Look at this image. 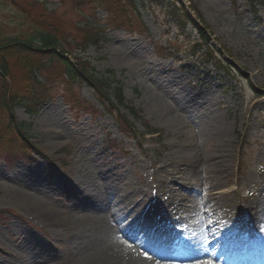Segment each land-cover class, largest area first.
<instances>
[{
  "label": "rangeland",
  "instance_id": "obj_1",
  "mask_svg": "<svg viewBox=\"0 0 264 264\" xmlns=\"http://www.w3.org/2000/svg\"><path fill=\"white\" fill-rule=\"evenodd\" d=\"M16 1L28 4L34 0ZM183 1L195 9L194 22L211 43L233 62V79L193 56L189 42H184L187 38L175 31L160 7L151 8L137 0V10L123 0L119 3L122 10L107 13L100 5L88 4L76 10L73 0H41L49 7L45 15L52 12L56 19L52 23L71 40L65 47L74 55H80L85 30L94 25L103 27L102 39L83 54L98 75L109 78L108 71L115 70L112 87L121 84L125 101L119 105L120 111L136 124L142 140L140 136L125 137L107 114L82 112L79 101L98 104L94 93L83 85L67 86L60 78L37 114L29 115L17 106L13 116L17 123L27 124L25 130L38 151L34 163L16 159L9 165L0 151V264H47L57 259L58 264H92L90 258L100 255L102 245L114 244L107 238L97 241L94 236L99 218L108 223L121 212L122 219L130 221L136 206L144 210L141 202L163 231L171 225L168 214L185 219L184 228L192 241L196 230L206 229L217 220L223 224L229 217L247 221L253 208L264 202V97L259 99L251 86L264 94V8L254 15L250 0ZM122 21L133 26V33L112 26ZM25 28L9 0H0V38L21 36ZM161 46L160 52L166 55L171 51L177 57L162 61L157 55ZM44 75L53 74L48 71ZM113 101L119 102L115 97ZM129 108L137 114L135 119ZM74 162L113 189L135 197L137 205L128 209L110 202L99 206L98 212L88 210L83 190L78 202L68 193L73 184L75 188L83 180L77 174L70 178L68 172ZM185 163L193 167L190 180L188 176L182 180L178 171L172 174L173 168L180 170ZM44 169L50 172L47 177ZM58 172V180L49 178ZM70 179H74L71 184ZM184 184L197 187L182 192L183 204L172 202L169 194ZM216 193L221 196L212 200ZM23 196L44 202L48 211H41L49 214L40 213L36 204L21 202ZM54 211L63 216L51 218ZM74 226L87 237L93 236L95 245L75 243L74 238L83 236L81 231L74 233ZM251 227L250 234L241 229L239 239L252 236L262 240L264 218L255 230ZM186 242L166 249V255L184 253L190 247ZM114 245L113 252L121 256L146 255L126 239ZM41 254L46 259L41 260ZM194 262L165 259L158 264Z\"/></svg>",
  "mask_w": 264,
  "mask_h": 264
},
{
  "label": "trees",
  "instance_id": "obj_2",
  "mask_svg": "<svg viewBox=\"0 0 264 264\" xmlns=\"http://www.w3.org/2000/svg\"><path fill=\"white\" fill-rule=\"evenodd\" d=\"M121 1L123 0H73V6L76 10H81L89 6L88 4L96 5L97 8L100 5L108 13L112 9L122 10L119 4ZM124 1L139 10L137 0ZM9 2L23 19L26 33L21 36L15 34L13 38H0V151L3 158L21 157L26 161L31 159L36 148L30 134L24 132L28 126L26 123H17L13 111L17 106H21L31 115L39 112L51 98L48 92L59 78L67 86L85 85L95 91L105 109L116 118L121 132L132 137L133 125L127 117L118 112L117 106L111 100L115 97L120 105L125 102L119 83L112 87V84L116 83V72L108 71L109 78L98 75L91 60L83 54L87 47L97 44L101 39L99 36L103 27L94 25L92 29L85 30V37L79 49L80 55H74L70 48L65 47V44L69 46L71 40L65 38L62 28L52 23L55 19L52 18V12V17L45 15V10H49V7L44 6L41 0L28 4H21L16 0ZM142 4L151 8L160 7L168 20L175 23L186 37L191 36L188 31L192 28L193 33L197 35L193 43L198 51L194 50L202 53L207 60L221 65L222 60L210 59L214 58L211 51L213 46L210 37L194 22L193 13L196 11L193 7H187L182 0H142ZM261 5H264V0H252L251 8L256 11ZM39 10H42V13H39ZM127 25L122 21L112 26L122 28ZM48 71L53 75L45 76L44 72ZM129 110L137 117L133 109ZM7 116L9 118L5 120Z\"/></svg>",
  "mask_w": 264,
  "mask_h": 264
},
{
  "label": "bare ground",
  "instance_id": "obj_3",
  "mask_svg": "<svg viewBox=\"0 0 264 264\" xmlns=\"http://www.w3.org/2000/svg\"><path fill=\"white\" fill-rule=\"evenodd\" d=\"M73 169H70V173L69 176L70 178H72L73 176H80V179H83L81 181V184L75 188L74 184L72 186V188H69V194L75 196L76 201H77V197H79L82 194V190H83V194L82 196H84L83 200L85 202L86 208H88V210L93 211V213L98 212V208L101 205L104 204H108L110 202H112L115 206L116 205H122L125 206L128 209H131L133 206L137 205L138 201L137 199L134 198H130L129 197V193L123 192L121 190L117 191L111 188L110 184H105L101 181V178H98L97 176H95L92 172L91 175L88 174V172H90L89 170L83 168L82 166L79 167L75 162L72 165ZM176 168L172 169V174L174 175L175 171H178V175L181 174V178L182 180L186 179L188 176V179L190 180L191 178V172L193 170V167L189 168V166L185 163L180 170ZM46 171V177L47 175L50 173L48 172V170L44 169V172ZM187 172H189L187 174ZM60 172L55 173V174H51V176H49V178H54L55 180H58L60 178ZM178 178V176H177ZM74 179H70V183L73 181ZM60 181V180H59ZM68 184V185H69ZM183 184V183H182ZM196 186V184H194ZM191 188L190 185L184 184L181 185L180 189H179V193L177 192V190L175 191L173 189V191H171V193L169 194V196H172V202L174 203H182L185 199V196L182 194V192L184 190H186L187 192H189L192 189H196V187ZM191 192V191H190ZM119 193V194H118ZM27 195V194H26ZM217 196H214L213 198L217 199ZM171 199V198H170ZM21 202H25L27 205L28 203H31L30 205L33 206L34 204H36L39 208L40 213H45V214H49L46 212H42L41 210H45L48 211V207L46 206V204L43 202H39L36 201V199H31L26 198V196H23V199H21ZM78 202V201H77ZM90 207V208H89ZM139 206L135 207V216L134 218H132V221L130 223V226H138V225H143V227L146 230L150 231V234L148 235V239L146 240L147 242L152 241L155 237L153 236L154 233L157 235H162V233L158 232V230H156L157 228H155L154 226V219H152V216L149 215L148 211H145L146 209L144 208V210L142 208H138ZM51 211V209H50ZM85 214V213H83ZM262 216L264 215V213H261ZM55 215H61L63 216L62 213L54 211L50 214L51 218H54ZM114 216L116 218H120L122 217L121 212L120 213H116L114 214ZM170 217L173 220H176L177 218L175 217V215L170 214ZM169 217V218H170ZM99 220L101 222H99L97 231L95 233V237H97V241L100 238H107L108 240H112V242H114V244H119L121 243V239L122 237H124L125 235L128 237H132V235H130V230L126 229L122 226H119L120 224H122V222L119 223L120 220H112L109 225H110V231L108 230V227L106 226L105 222L102 221L103 219H101V217L99 218ZM177 221V220H176ZM116 229V230H114ZM74 233L77 234L78 232L81 231V235L82 237L77 236L76 238H74L75 243H80L83 246H94L95 245V240L93 238V236H89L87 237V234L83 232V230L80 227H75L73 228ZM208 230H209V238L206 237V235L200 231V230H196L195 232V237L193 238L194 241L191 242V247L190 249L187 251V253L183 255H181V259L180 261L182 262H186L187 259H192V260H196V262L194 263H189V264H217L215 263L216 260H219L221 258H223V256H226L225 251H223L222 253L220 252V248H219V244L220 241H216V242H211L208 243L209 239H216V237L218 236V234L221 231L220 227H216L215 225L211 224L208 225ZM94 234V233H93ZM79 235V233H78ZM125 236V238H126ZM146 238V236H143V238L141 239V241L143 242V240ZM84 239H86L87 241H85ZM223 241V243H221V248H226L229 249V247L225 246L229 240H227L226 237H222L221 238ZM112 244V246H103L101 247L99 254L100 255H93L90 258V262L92 264H158V261L165 259L162 258L160 256V254L157 252V250H162L165 249V247L167 246L168 243L166 242H162L159 244L158 249L154 250V251H148L149 252V256H141L138 255L136 253H133L132 256H124V255H119L113 252L115 245ZM147 243L144 244V248H148L147 247ZM233 251L235 253V255L239 254L236 258H232L231 256L229 258H227L226 260H222L219 264H241V262L243 261V255L244 253L240 251V247L236 248L232 245ZM47 251V249L45 250V252ZM41 260L42 259H46L47 256H45V254H41ZM57 257V256H56ZM60 258V257H58ZM62 260V258H61ZM153 260V261H151ZM149 262V263H148ZM59 263V259H57L56 261H51L48 262L47 264H58ZM68 263V262H67ZM72 264H75V261L72 262Z\"/></svg>",
  "mask_w": 264,
  "mask_h": 264
}]
</instances>
